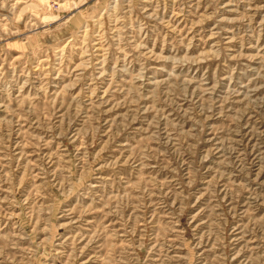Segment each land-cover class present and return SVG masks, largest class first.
Listing matches in <instances>:
<instances>
[{
    "label": "rangeland",
    "instance_id": "374dc122",
    "mask_svg": "<svg viewBox=\"0 0 264 264\" xmlns=\"http://www.w3.org/2000/svg\"><path fill=\"white\" fill-rule=\"evenodd\" d=\"M0 264H264V0H0Z\"/></svg>",
    "mask_w": 264,
    "mask_h": 264
}]
</instances>
